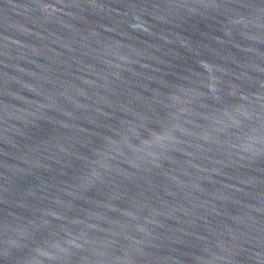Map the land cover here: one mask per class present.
<instances>
[{"label": "water", "instance_id": "1", "mask_svg": "<svg viewBox=\"0 0 264 264\" xmlns=\"http://www.w3.org/2000/svg\"><path fill=\"white\" fill-rule=\"evenodd\" d=\"M0 264H264V0H0Z\"/></svg>", "mask_w": 264, "mask_h": 264}]
</instances>
